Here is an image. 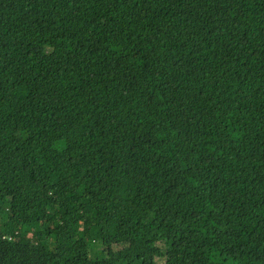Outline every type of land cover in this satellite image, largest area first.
<instances>
[{"label": "trees", "instance_id": "trees-1", "mask_svg": "<svg viewBox=\"0 0 264 264\" xmlns=\"http://www.w3.org/2000/svg\"><path fill=\"white\" fill-rule=\"evenodd\" d=\"M0 264H264V0H0Z\"/></svg>", "mask_w": 264, "mask_h": 264}, {"label": "rangeland", "instance_id": "rangeland-1", "mask_svg": "<svg viewBox=\"0 0 264 264\" xmlns=\"http://www.w3.org/2000/svg\"><path fill=\"white\" fill-rule=\"evenodd\" d=\"M115 249H117V247H115Z\"/></svg>", "mask_w": 264, "mask_h": 264}]
</instances>
